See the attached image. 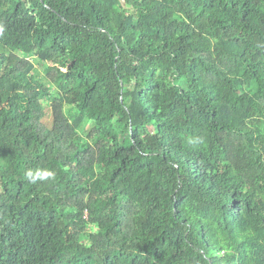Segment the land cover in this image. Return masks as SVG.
<instances>
[{
	"label": "trees",
	"instance_id": "1",
	"mask_svg": "<svg viewBox=\"0 0 264 264\" xmlns=\"http://www.w3.org/2000/svg\"><path fill=\"white\" fill-rule=\"evenodd\" d=\"M0 264H264V0H0Z\"/></svg>",
	"mask_w": 264,
	"mask_h": 264
},
{
	"label": "rangeland",
	"instance_id": "2",
	"mask_svg": "<svg viewBox=\"0 0 264 264\" xmlns=\"http://www.w3.org/2000/svg\"><path fill=\"white\" fill-rule=\"evenodd\" d=\"M35 63H36V72H35V75L38 77V79L40 80H43L45 82L48 81V78L46 77V74L44 72V67H46L45 64H40L38 62V60H35ZM97 131V127L94 125V123H91L89 126H88V138H91V136Z\"/></svg>",
	"mask_w": 264,
	"mask_h": 264
},
{
	"label": "clouds",
	"instance_id": "3",
	"mask_svg": "<svg viewBox=\"0 0 264 264\" xmlns=\"http://www.w3.org/2000/svg\"><path fill=\"white\" fill-rule=\"evenodd\" d=\"M49 176H51V173L47 172H40L37 171L36 173H33L31 170L26 173V177L31 179L32 182H36L37 180H43L47 179Z\"/></svg>",
	"mask_w": 264,
	"mask_h": 264
}]
</instances>
